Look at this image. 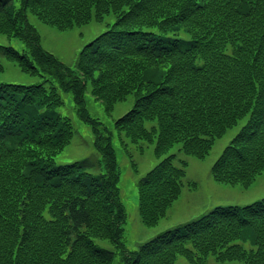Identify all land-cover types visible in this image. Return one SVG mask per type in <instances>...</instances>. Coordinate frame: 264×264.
I'll use <instances>...</instances> for the list:
<instances>
[{
	"label": "trees",
	"instance_id": "obj_1",
	"mask_svg": "<svg viewBox=\"0 0 264 264\" xmlns=\"http://www.w3.org/2000/svg\"><path fill=\"white\" fill-rule=\"evenodd\" d=\"M29 12L62 29L109 12L115 20L70 65L42 46ZM0 33L27 46L20 52L0 42V55L44 76L0 82V264H112L115 251L101 238L121 246L120 264H179L177 255L191 264L209 255L264 264V196L215 205L135 249L121 243L126 211L115 149L85 104L88 84L106 110L133 93V105L115 120L120 140L126 145L123 132L132 142H154L157 156L180 142L179 151L203 157L247 116L211 174L249 185L264 175V0H0ZM59 89L71 92L91 123L98 156L56 162L73 135ZM176 155L137 181L147 225L181 192L187 161Z\"/></svg>",
	"mask_w": 264,
	"mask_h": 264
},
{
	"label": "rangeland",
	"instance_id": "obj_2",
	"mask_svg": "<svg viewBox=\"0 0 264 264\" xmlns=\"http://www.w3.org/2000/svg\"><path fill=\"white\" fill-rule=\"evenodd\" d=\"M13 2L15 5L20 4V0H13ZM28 18L39 32L42 46L56 54L63 62L73 65L83 45L109 28L115 20V15L113 12H109L101 20L92 18L88 22L75 24L65 29L43 22L31 12L28 13ZM0 42L10 44L20 52L27 51L24 40L18 36L0 33ZM0 58L4 66L0 72V82L36 83L43 81V75L30 74L21 70L15 60L3 55H0ZM59 91L63 98V105L60 107V110L70 117L73 124V135L70 142L55 155L56 162H68L89 155L98 156L94 145L95 132L91 123L79 115L71 92L62 89H59ZM133 102L134 95L133 93H129L126 98L115 102L111 110H106L104 102L90 92L89 84L85 91V104L89 114L95 117L99 121V126L103 128V131L110 135L115 149L120 171L119 186L121 199L126 211V218L122 224L121 243L128 249H135L139 243L167 228L195 218L215 205L230 203L245 204L264 196L263 173H258L249 185L217 181L211 174L212 163L218 157L223 147L239 130L247 116L229 127L224 134L216 137L211 149L203 157L179 151L180 142L175 143L167 153L157 156L154 153V142H148L144 139L132 142L123 132L121 135L125 139L126 145L120 140L115 120L128 110L133 105ZM150 123L151 121H147L148 125ZM170 152L177 153V163L179 159L187 161L184 166L185 176L183 177L182 189L178 197L173 200L167 209L166 214L159 218L157 223L147 225L142 222L138 210L137 181L160 158ZM133 162H135L137 170L134 169ZM98 241L115 251L112 264H120L121 246L106 238L98 239ZM177 262L179 264H191L183 255H177ZM203 264L244 263L238 259L217 260L213 255H209Z\"/></svg>",
	"mask_w": 264,
	"mask_h": 264
}]
</instances>
